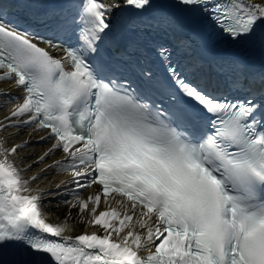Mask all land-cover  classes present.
Wrapping results in <instances>:
<instances>
[{"label": "snow or ice", "instance_id": "1", "mask_svg": "<svg viewBox=\"0 0 264 264\" xmlns=\"http://www.w3.org/2000/svg\"><path fill=\"white\" fill-rule=\"evenodd\" d=\"M9 3L0 83L18 95L0 92V130L45 131L54 143L34 163L62 152L49 167L70 179L33 189L27 142L0 137V264H264V72L251 70L264 0ZM123 32L135 38L113 55ZM61 189L91 231L48 219L43 197Z\"/></svg>", "mask_w": 264, "mask_h": 264}, {"label": "bare ground", "instance_id": "2", "mask_svg": "<svg viewBox=\"0 0 264 264\" xmlns=\"http://www.w3.org/2000/svg\"><path fill=\"white\" fill-rule=\"evenodd\" d=\"M0 92H11L14 93V88L7 83H0ZM12 104L6 102V97L0 96V120H3L5 116L8 115L9 109ZM41 133H38L34 128H21L14 129L9 128L7 130H0V137H6L9 146L12 144H22L27 142V146L23 147L19 151L18 163L21 167L27 165H34L30 171L23 173L25 178L38 176L39 178L35 180L31 187L33 189H38L42 192H56L57 185L62 182L69 181L70 176L68 172L63 171L64 165L61 164L59 167H49L53 165L56 161H61L63 158V153L56 152L50 155L42 163H34L38 158L43 155L52 145L53 142L43 143L41 138ZM74 188L73 185L69 184L67 191H71ZM61 195H57L54 199L45 195L43 197V205L46 210V216L50 221L56 223H62L65 221V217H68L67 223L72 228L69 231L72 236L79 235L86 230V225L80 224L78 222L79 209L73 210L71 216H68L69 206L63 203V199H67L69 202L77 199L76 196L67 195L65 189L60 190ZM90 195H94V187H87L83 189L80 199H86ZM88 231L92 229L87 227Z\"/></svg>", "mask_w": 264, "mask_h": 264}]
</instances>
